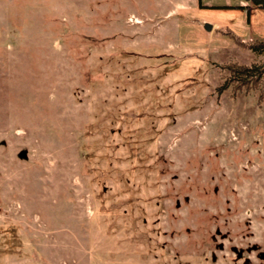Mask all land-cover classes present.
Listing matches in <instances>:
<instances>
[{"label":"rangeland","instance_id":"rangeland-1","mask_svg":"<svg viewBox=\"0 0 264 264\" xmlns=\"http://www.w3.org/2000/svg\"><path fill=\"white\" fill-rule=\"evenodd\" d=\"M255 40L252 0H0V264H264V100L216 92Z\"/></svg>","mask_w":264,"mask_h":264},{"label":"trees","instance_id":"trees-1","mask_svg":"<svg viewBox=\"0 0 264 264\" xmlns=\"http://www.w3.org/2000/svg\"><path fill=\"white\" fill-rule=\"evenodd\" d=\"M255 4L260 6L264 10V0H252ZM236 42L243 44L242 40L236 38ZM249 49L253 51H264V40H255L249 42L247 45ZM158 51H151L150 53H143L139 50H127L125 51L126 56L142 57L149 62L154 64L159 63L160 54ZM150 59H153L152 61ZM171 62V60H169ZM165 63V61L160 62ZM223 69L227 71L226 75L221 76V82L216 87V92L220 95L227 91L233 97L238 92H244L246 94L252 91L257 92V102L264 100V58L259 61H253L249 65L241 64L235 60H228L221 65ZM125 82V81H124ZM124 87H122L123 89ZM112 130V128H110ZM134 131V129H133ZM135 136V142L137 148H144L146 145L151 144L155 139L156 134L152 135L149 133V128L144 130L138 137ZM92 147V146H91Z\"/></svg>","mask_w":264,"mask_h":264},{"label":"water","instance_id":"water-1","mask_svg":"<svg viewBox=\"0 0 264 264\" xmlns=\"http://www.w3.org/2000/svg\"><path fill=\"white\" fill-rule=\"evenodd\" d=\"M204 28L206 29V30H210L211 28H212V25L211 24H209V23H204ZM0 144H5V141L4 140H1L0 141ZM18 157L20 158V159H26L27 158V151H26V149H22V150H20L19 152H18ZM241 256V252H237V257H240ZM261 256H263V254H261Z\"/></svg>","mask_w":264,"mask_h":264},{"label":"crops","instance_id":"crops-1","mask_svg":"<svg viewBox=\"0 0 264 264\" xmlns=\"http://www.w3.org/2000/svg\"><path fill=\"white\" fill-rule=\"evenodd\" d=\"M214 26H215V25H214V24H212V28H214ZM212 28H211V29H212Z\"/></svg>","mask_w":264,"mask_h":264}]
</instances>
